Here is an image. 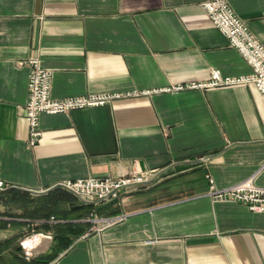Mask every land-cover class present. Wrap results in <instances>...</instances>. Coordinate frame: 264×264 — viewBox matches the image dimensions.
Segmentation results:
<instances>
[{"label": "crops", "instance_id": "0c3cea01", "mask_svg": "<svg viewBox=\"0 0 264 264\" xmlns=\"http://www.w3.org/2000/svg\"><path fill=\"white\" fill-rule=\"evenodd\" d=\"M201 2L0 0V179L35 196L66 180L152 173L120 200L99 203L120 211L99 217L122 221L68 236L49 264H264V214L216 200L208 179L216 189L251 177L264 187L262 94L252 83L143 93L207 81L213 69L250 74ZM228 2L264 45V0ZM30 57L52 71L56 99L138 94L42 114L31 148L23 112L30 68L18 65ZM4 212L0 242L31 231L28 219ZM41 231L42 251L30 260L53 247L54 230Z\"/></svg>", "mask_w": 264, "mask_h": 264}, {"label": "built area", "instance_id": "2783aa9c", "mask_svg": "<svg viewBox=\"0 0 264 264\" xmlns=\"http://www.w3.org/2000/svg\"><path fill=\"white\" fill-rule=\"evenodd\" d=\"M207 17L212 24L222 32L228 39L229 46L236 49L243 60L251 68L247 76L229 77L223 76L218 70L213 69L210 78L204 82L180 83L178 85L165 86L163 89H154L143 92L149 94H178L184 91L207 90L209 88H222L223 86H236L253 84L264 97V45L259 42L254 33L250 31L246 22L239 17L228 0H202ZM20 66H28L30 73L28 77V100L23 107L24 118L28 126V145L33 148L42 137V129L39 125L42 114L70 113L76 110L89 109L91 107H102L113 100L122 97H130L133 94H90L76 97H65L56 99L51 95L52 71L44 67L37 57H30L26 61L18 63ZM264 167V163L261 168ZM152 173H133L122 178L112 177H88L78 178V180H66L59 187L67 190L84 203H106L108 201H118L124 193H130L141 184L148 182ZM211 188L209 195L219 201H232L242 203L248 207L252 213L264 214V187L255 182V177L240 181V183L216 189L214 179L208 177ZM14 188L6 181L0 179V193ZM2 205L0 203V209ZM1 219V217H0ZM123 220V216L101 218L99 221L104 227H109ZM58 223L55 217L47 220H36L35 223ZM45 236L36 233L26 237L22 241L25 250L24 255L28 260L33 255V249L39 244L36 237ZM33 238V239H32ZM36 239V240H34ZM31 241L32 245L27 243Z\"/></svg>", "mask_w": 264, "mask_h": 264}, {"label": "trees", "instance_id": "16d2710c", "mask_svg": "<svg viewBox=\"0 0 264 264\" xmlns=\"http://www.w3.org/2000/svg\"><path fill=\"white\" fill-rule=\"evenodd\" d=\"M0 203L2 207L7 208L4 215L17 216L10 209H18L21 212L19 216L28 219L30 225H33L32 221L36 220L48 221L52 216L62 221L51 225L36 223L35 228H31V231L54 230L55 237L51 252L28 261L23 258L22 248L18 244L20 237H13L0 242V264H49L71 244V239L68 236H80L91 228V224L87 219L94 218V216L117 215L120 213L118 209L113 208L110 204L104 206L96 203H83L61 187H56L46 194L35 196L21 189L10 188L6 192L0 193ZM9 223L10 221L0 220V229L6 228ZM9 248L14 249V251L10 252L11 258L7 261L3 254Z\"/></svg>", "mask_w": 264, "mask_h": 264}, {"label": "rangeland", "instance_id": "374dc122", "mask_svg": "<svg viewBox=\"0 0 264 264\" xmlns=\"http://www.w3.org/2000/svg\"><path fill=\"white\" fill-rule=\"evenodd\" d=\"M133 192V191H132ZM70 193V192H69ZM74 196V195H73ZM76 198V197H75ZM82 202V201H81ZM7 209V208H6ZM6 209L4 208V210L6 211ZM11 210V212L12 213H14V214H18V215H20V211L18 210V209H10ZM102 217H99V216H94V218H89V219H87V221L90 223V224H94V223H96V222H100L99 220L101 219ZM103 218H106V217H103ZM31 222V221H30ZM33 222V225H31V228H35V222L36 221H32ZM101 224H102V226H103V223L101 222ZM36 233H42V234H44V235H46L44 232H42V231H39V230H36V231H30L29 233H27V234H25L24 236H22V238H20L19 240H18V244L20 245V247L22 248V253H23V257H25V255H24V252H25V250H24V248H23V245L21 244L22 243V241L23 240H25L26 239V237H29V236H31V235H35ZM37 238V240L36 239H34V240H36V241H38V243H40V239H43V237L41 236L40 238H38V237H36ZM33 239V238H32ZM39 246V244L37 245V247ZM35 248V249H33V251L35 250L36 252H34V255L37 253V252H40V251H42V248Z\"/></svg>", "mask_w": 264, "mask_h": 264}, {"label": "bare ground", "instance_id": "6f19581e", "mask_svg": "<svg viewBox=\"0 0 264 264\" xmlns=\"http://www.w3.org/2000/svg\"><path fill=\"white\" fill-rule=\"evenodd\" d=\"M27 243H29V244H31V245H32L31 241H27Z\"/></svg>", "mask_w": 264, "mask_h": 264}]
</instances>
